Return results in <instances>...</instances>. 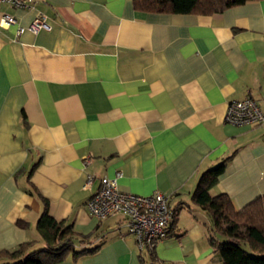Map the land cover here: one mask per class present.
Masks as SVG:
<instances>
[{"label":"crops","instance_id":"0c3cea01","mask_svg":"<svg viewBox=\"0 0 264 264\" xmlns=\"http://www.w3.org/2000/svg\"><path fill=\"white\" fill-rule=\"evenodd\" d=\"M25 2L0 3V18H15L0 25V250L45 247L36 189L78 234L72 250H87L56 264H222L192 193L227 157L211 196L240 209L264 193V126L224 122L230 101L264 102V0L213 14L142 12L133 0ZM39 14L49 29L17 32ZM116 172L121 191L169 196L173 218L151 254L122 214L86 209Z\"/></svg>","mask_w":264,"mask_h":264},{"label":"trees","instance_id":"16d2710c","mask_svg":"<svg viewBox=\"0 0 264 264\" xmlns=\"http://www.w3.org/2000/svg\"><path fill=\"white\" fill-rule=\"evenodd\" d=\"M246 1L251 0H133V8L142 12L213 14ZM228 159L224 158L201 174L192 202L205 211L211 221L208 242L222 264H264V193L240 209L234 208L226 194H210ZM33 190L45 204L35 224L45 247L29 251L33 242L26 241L13 250H0V264H56L63 261L69 251L74 257L87 252L72 250V240L78 234L71 226L53 219L47 213V200ZM241 243L254 254L243 249ZM153 249L145 247L140 251L151 254Z\"/></svg>","mask_w":264,"mask_h":264},{"label":"built area","instance_id":"2783aa9c","mask_svg":"<svg viewBox=\"0 0 264 264\" xmlns=\"http://www.w3.org/2000/svg\"><path fill=\"white\" fill-rule=\"evenodd\" d=\"M15 7H25V0H0ZM15 23V18L9 13H3L0 25L9 26ZM27 28L32 32L49 29L50 26L42 14L37 15L27 27H17V32ZM224 122L232 125L264 126V102L260 105L252 96H245L239 100H232L227 104ZM85 163L91 156L83 158ZM101 177L99 187L86 202L89 214L96 218H105L110 214H122L125 217L127 233L133 235L137 247L154 248L155 244L167 236L173 211L168 205L169 196L161 191H154L149 195H137L124 192L117 187V178ZM92 175H88L84 187L92 182Z\"/></svg>","mask_w":264,"mask_h":264},{"label":"rangeland","instance_id":"374dc122","mask_svg":"<svg viewBox=\"0 0 264 264\" xmlns=\"http://www.w3.org/2000/svg\"><path fill=\"white\" fill-rule=\"evenodd\" d=\"M241 247H242L243 249H245L247 252H249L250 254H254V253L251 251V249H250L246 244L241 243Z\"/></svg>","mask_w":264,"mask_h":264}]
</instances>
